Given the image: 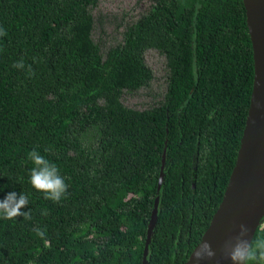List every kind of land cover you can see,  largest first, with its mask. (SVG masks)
<instances>
[{"label": "trees", "instance_id": "1", "mask_svg": "<svg viewBox=\"0 0 264 264\" xmlns=\"http://www.w3.org/2000/svg\"><path fill=\"white\" fill-rule=\"evenodd\" d=\"M98 2L0 0V200L23 192L31 210L0 218V264H142L157 192L148 264H182L222 199L253 82L242 0H151L106 46ZM149 50L164 56V90L127 106L152 80ZM33 149L66 178L60 202L30 184Z\"/></svg>", "mask_w": 264, "mask_h": 264}, {"label": "water", "instance_id": "2", "mask_svg": "<svg viewBox=\"0 0 264 264\" xmlns=\"http://www.w3.org/2000/svg\"><path fill=\"white\" fill-rule=\"evenodd\" d=\"M242 3L252 46V89L235 163L222 199L198 241H209L217 249V255L201 260L199 264H232L219 251L224 241L238 231L240 224L247 225L248 237L253 238L264 219V0H242ZM164 157L163 153L158 191L163 180ZM158 200L157 192L147 226L142 264H148V246L157 220ZM193 249L182 264H196L192 257Z\"/></svg>", "mask_w": 264, "mask_h": 264}, {"label": "clouds", "instance_id": "3", "mask_svg": "<svg viewBox=\"0 0 264 264\" xmlns=\"http://www.w3.org/2000/svg\"><path fill=\"white\" fill-rule=\"evenodd\" d=\"M6 30L0 26V37L6 36ZM14 68L25 67L23 58L12 65ZM27 74L31 77L35 75L31 65L27 66ZM47 151V150H46ZM34 167L30 170V184L37 191L44 193V198L53 202H60L68 192V184L65 177L60 175V170L55 163L50 162L35 149L29 154ZM29 204L28 196L21 192L10 191L0 200V218L14 219L23 217L25 220L31 219V210L21 211ZM43 215H47V210H42ZM34 231L41 236H45V231L35 228ZM248 227L245 224L238 226V231L229 236L219 249L220 253L232 264H264V237H248ZM217 249L207 240H201L192 251V257L196 264L201 260L216 257Z\"/></svg>", "mask_w": 264, "mask_h": 264}, {"label": "rangeland", "instance_id": "4", "mask_svg": "<svg viewBox=\"0 0 264 264\" xmlns=\"http://www.w3.org/2000/svg\"><path fill=\"white\" fill-rule=\"evenodd\" d=\"M151 0H99L92 13L96 22L94 39L102 45H111L119 39V33L126 22L137 19L150 6ZM145 63L152 72L150 84L135 92L124 93L122 101L125 105L142 108L149 106L160 97L165 87L166 67L164 56L156 50L145 54Z\"/></svg>", "mask_w": 264, "mask_h": 264}]
</instances>
